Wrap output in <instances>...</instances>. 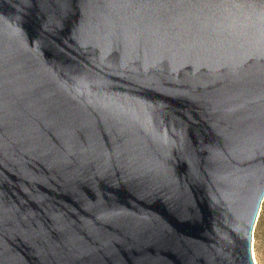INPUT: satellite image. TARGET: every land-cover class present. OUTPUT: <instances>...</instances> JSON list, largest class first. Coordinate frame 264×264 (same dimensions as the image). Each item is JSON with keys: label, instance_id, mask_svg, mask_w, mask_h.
Returning <instances> with one entry per match:
<instances>
[{"label": "water", "instance_id": "95a60500", "mask_svg": "<svg viewBox=\"0 0 264 264\" xmlns=\"http://www.w3.org/2000/svg\"><path fill=\"white\" fill-rule=\"evenodd\" d=\"M264 0H0V264H256Z\"/></svg>", "mask_w": 264, "mask_h": 264}, {"label": "rangeland", "instance_id": "374dc122", "mask_svg": "<svg viewBox=\"0 0 264 264\" xmlns=\"http://www.w3.org/2000/svg\"><path fill=\"white\" fill-rule=\"evenodd\" d=\"M252 259L256 264H264V199L254 224L252 234Z\"/></svg>", "mask_w": 264, "mask_h": 264}]
</instances>
